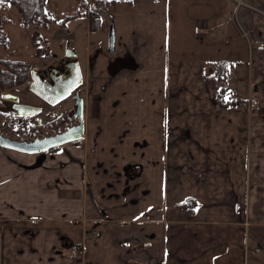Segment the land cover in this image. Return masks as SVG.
<instances>
[{
	"label": "crops",
	"instance_id": "0c3cea01",
	"mask_svg": "<svg viewBox=\"0 0 264 264\" xmlns=\"http://www.w3.org/2000/svg\"><path fill=\"white\" fill-rule=\"evenodd\" d=\"M110 1L114 50L62 29L86 64L83 136L0 147V264H84L76 246L93 264H264V47L241 35L264 41V0ZM220 59L245 105L215 106ZM118 232L141 239L129 261Z\"/></svg>",
	"mask_w": 264,
	"mask_h": 264
},
{
	"label": "trees",
	"instance_id": "16d2710c",
	"mask_svg": "<svg viewBox=\"0 0 264 264\" xmlns=\"http://www.w3.org/2000/svg\"><path fill=\"white\" fill-rule=\"evenodd\" d=\"M114 2L116 1L93 0L88 6L87 0H80L74 12L66 13L62 15L60 21H56L54 14L46 8L47 0H0V50H6L11 44V38L4 30L6 25L10 23L5 12L11 9L16 11L23 29L32 26V31L28 35L29 43L33 49V56L42 60L49 56L50 47L46 32L51 25L57 23L58 26L65 29L66 21L73 18L88 17V29L92 32L97 31L105 24L102 13ZM210 66L213 69L212 73H205V76L212 78L215 82V106L222 109L245 105L243 100L233 95L228 85L232 79L231 63L220 59L213 61ZM29 69L28 60L0 56V95L22 86L27 80ZM11 129L13 128L11 127ZM14 132H21V130L15 129ZM182 205L187 213H191L196 204L193 200H189Z\"/></svg>",
	"mask_w": 264,
	"mask_h": 264
},
{
	"label": "rangeland",
	"instance_id": "374dc122",
	"mask_svg": "<svg viewBox=\"0 0 264 264\" xmlns=\"http://www.w3.org/2000/svg\"><path fill=\"white\" fill-rule=\"evenodd\" d=\"M235 7H236V1L235 0H231ZM262 1V0H260ZM80 3V0H47V5L46 8L48 10H50L54 16L56 17V21H60L62 18V15L66 14V13H72L75 11V9L78 7ZM88 6L91 5L92 1H88ZM255 4V3H254ZM257 5V4H256ZM259 6V5H257ZM254 5L255 9L258 11L260 9V6L257 7ZM243 6H240V8ZM239 9V8H238ZM111 12V9H107L102 13V17H103V21L107 24L108 22V13ZM5 15L10 19V23L8 25H6V27L4 28V30L8 33L9 37L11 38V44L10 46L6 49V50H0V56L2 57H7V58H13V59H24V60H28L30 63V69L29 72L36 67H46L47 65H52L56 62V59L60 58L62 52L64 53L66 51V47H69V41L71 40V38L65 34V32L62 30L63 28L58 26L57 23H54L53 25L50 26L49 30L46 32V37L48 39V44L50 47V51H49V56H46L45 58L41 59H37L33 56V49L30 46L29 43V33L32 31V26H30L28 29H23V27H21L20 25V18L17 15L16 11L14 9H11L7 12H5ZM83 21L84 23L82 24ZM89 22V18L88 17H82V18H75L72 20H68L66 21V28L67 26L70 29V36H72L73 39H75L79 44L83 41L85 42L86 40V32H87V25ZM79 24V25H78ZM115 29H116V33L119 31V26L118 23L115 22ZM66 30V29H65ZM109 32H110V26H108L107 28H103L102 31H96L94 33H91L92 36V44L93 45H97L100 44L101 38L104 39L105 42H108V38H109ZM246 31H243L241 33L242 36H245V34H243ZM240 33V31H239ZM247 33V32H246ZM249 43V42H248ZM256 46V45H253ZM53 53L56 54V59H53ZM98 52H95L94 54L90 55V59L88 57V62L92 63V58L95 59V57L97 56ZM81 71H82V83H84L85 81V76H86V67H85V62L82 61L81 62ZM114 67H117V64L114 65ZM28 72V73H29ZM28 78V77H27ZM26 82V81H25ZM12 93L16 94L19 98H21L22 101H26V103L32 104V105H36V106H43V108H45V117H49L50 113L49 112H57L58 110H60V107H57L55 109H50L47 108V106L45 107L44 103L40 100H38L36 97H34L31 93V91L28 89V86L24 83L22 86L15 88L13 90H11ZM82 95L85 97L86 100V96L87 93L85 92L84 88L80 89ZM50 109V110H48ZM16 118L11 116V115H2L0 114V127L4 125V130H8L11 133L12 137H20V135H17L16 132H14L15 129H19L21 130V128H17L16 127ZM44 120V119H43ZM14 129H11V127ZM65 147V146H64ZM90 236V235H89ZM116 247L119 250L118 257L119 260L122 261H129L130 258L129 256L133 257V254H126V249H131L134 250L136 249L137 251H139L140 249L142 250V246L140 244L141 240L140 238L135 240H125L123 235H119V232L116 233ZM88 239V238H87ZM87 243V241L85 242ZM84 243V245H86ZM81 245V244H79ZM75 250V254H77L79 251L82 253V258H83V262L84 264H93L91 263V261L89 260L88 256H86L85 252H83V250H81V248L76 247ZM70 251L65 252V254H70ZM98 253L100 254V250L98 251ZM136 254V253H135ZM94 258V257H93ZM99 258V257H97ZM95 257V264H106L105 260L103 262L100 261L99 259H97ZM136 258V257H134ZM89 260V262L87 261ZM88 262V263H87ZM144 263V262H143ZM108 264V263H107Z\"/></svg>",
	"mask_w": 264,
	"mask_h": 264
},
{
	"label": "water",
	"instance_id": "95a60500",
	"mask_svg": "<svg viewBox=\"0 0 264 264\" xmlns=\"http://www.w3.org/2000/svg\"><path fill=\"white\" fill-rule=\"evenodd\" d=\"M114 48L115 29L111 22L108 50L112 51ZM63 58L64 59L61 60L59 64L50 65L47 69L42 70L44 73H49L46 79L40 73L41 69L33 68L30 71L31 83L28 87L29 90L51 106L57 105L68 98L73 92H76L82 84V71L74 50L66 47ZM2 98L13 104L14 108L10 111L14 112L19 117L25 115L23 111H34L36 109L33 106L20 103L19 97L11 93L2 94ZM75 99L79 112V121L77 125L61 133L32 140L16 139L2 134L0 130V147L26 154H37L79 140L84 134V124L82 120L83 98L79 96L78 93H75ZM0 112L5 113L7 111L0 106Z\"/></svg>",
	"mask_w": 264,
	"mask_h": 264
},
{
	"label": "flooded vegetation",
	"instance_id": "af4514ba",
	"mask_svg": "<svg viewBox=\"0 0 264 264\" xmlns=\"http://www.w3.org/2000/svg\"><path fill=\"white\" fill-rule=\"evenodd\" d=\"M63 55H64V53L62 52L60 58L56 59V62L52 65L59 64V62L64 59ZM49 66L50 65H47L44 68L43 67H36V68L41 69L40 73L43 75V77L45 79L48 78L49 73L48 72L44 73V72H42V70L47 69ZM28 78H30V80H31L30 72L28 73ZM27 86L29 87V84ZM81 86H82V84H81ZM81 86L79 87V89L76 92H73L68 98H66L65 100L61 101L60 103H58L57 105H54V106L49 105L48 103H46L41 98H39L38 96H36L34 93L31 92L32 95L34 97H36L38 100L42 101L44 103L45 107L47 106V108L55 109V108L61 106L60 110H58L57 112L56 111L54 113L49 112L50 115L47 118L44 116L46 114L45 113L46 109L43 108L42 105H41V107L36 106V105H32V104L26 103V101H22L21 98H19L20 103L33 106L36 108L35 110H37V109L38 110L37 111H35V110L34 111L33 110L23 111L25 114L24 116H22V117L17 116L14 112L10 111L14 108L13 104L10 101L4 100L2 98V94L0 95V106H2L3 109H5L7 112H5V113L0 112V114L11 115L17 119L16 120V127L17 128L20 127L21 132H16V133H17V135H20L21 138L18 136H17V138L16 137H13V138L21 139V140H32L35 138H42L45 136L54 135L57 133H61V132L65 131L66 129L73 127V126L78 124L79 112L77 110L76 99H75V93H78L79 96H81L83 98L82 120H83V124L85 127L86 100L80 91ZM5 93L14 94V93H12L11 90L8 92H5ZM14 95H16V94H14ZM50 109H48V110H50ZM4 126H6V125L3 124V126L0 127L1 133L4 135H8V136L12 137L11 133L7 129L4 130ZM73 142H76V141H73ZM73 142H70V143H73ZM66 144H69V143H66ZM66 144H63V145H66ZM58 147H60V146H57L56 148H58ZM49 150H51V149H49ZM76 247L80 248V246H76ZM76 247L74 249H76ZM72 254L77 255V254H75V250H73Z\"/></svg>",
	"mask_w": 264,
	"mask_h": 264
},
{
	"label": "built area",
	"instance_id": "2783aa9c",
	"mask_svg": "<svg viewBox=\"0 0 264 264\" xmlns=\"http://www.w3.org/2000/svg\"><path fill=\"white\" fill-rule=\"evenodd\" d=\"M237 3H236V7L237 8H240V6H249L250 7V4L248 2H246L245 0H235ZM243 34H245V36H243L247 42H249L248 44L249 45H256L258 47H264V41L263 40H260L258 38H252L250 37L249 33H246L244 32ZM31 80L30 78H28L25 82L26 85L30 84ZM257 102L256 100H251L249 101L248 103V106H247V110L248 111H251L255 108Z\"/></svg>",
	"mask_w": 264,
	"mask_h": 264
}]
</instances>
